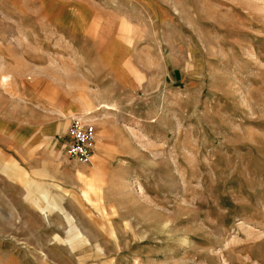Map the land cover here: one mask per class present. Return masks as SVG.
Masks as SVG:
<instances>
[{
  "label": "rangeland",
  "instance_id": "obj_1",
  "mask_svg": "<svg viewBox=\"0 0 264 264\" xmlns=\"http://www.w3.org/2000/svg\"><path fill=\"white\" fill-rule=\"evenodd\" d=\"M0 264H264V0H0Z\"/></svg>",
  "mask_w": 264,
  "mask_h": 264
},
{
  "label": "built area",
  "instance_id": "obj_2",
  "mask_svg": "<svg viewBox=\"0 0 264 264\" xmlns=\"http://www.w3.org/2000/svg\"><path fill=\"white\" fill-rule=\"evenodd\" d=\"M64 143L65 153L69 159L79 164L91 161L96 141V125L93 121L81 117H73L66 130Z\"/></svg>",
  "mask_w": 264,
  "mask_h": 264
},
{
  "label": "bare ground",
  "instance_id": "obj_3",
  "mask_svg": "<svg viewBox=\"0 0 264 264\" xmlns=\"http://www.w3.org/2000/svg\"><path fill=\"white\" fill-rule=\"evenodd\" d=\"M8 77V76H7ZM2 79V78H1ZM4 82L6 81V78L5 77H3V79H2ZM4 82L2 83V84H4ZM6 84V83H5ZM100 108H104V109H108V110H111L112 109V107L110 106V105H108V104H106V103H101L98 107H97V109H100ZM85 119H87V118H85ZM87 120H89V119H87ZM89 121H92V120H89ZM94 122V121H93ZM169 222V221H168ZM166 225H167V227H168V224L167 223H165Z\"/></svg>",
  "mask_w": 264,
  "mask_h": 264
},
{
  "label": "crops",
  "instance_id": "obj_4",
  "mask_svg": "<svg viewBox=\"0 0 264 264\" xmlns=\"http://www.w3.org/2000/svg\"><path fill=\"white\" fill-rule=\"evenodd\" d=\"M66 215V214H65ZM68 216V215H67ZM69 217V216H68ZM72 219V218H71ZM79 233H80V235H76V237L78 238V239H80L81 241H84V242H87V240H86V237H85V235L81 232V231H78Z\"/></svg>",
  "mask_w": 264,
  "mask_h": 264
}]
</instances>
